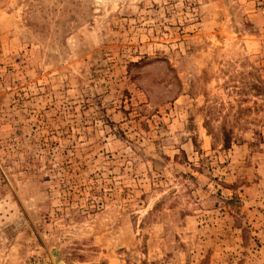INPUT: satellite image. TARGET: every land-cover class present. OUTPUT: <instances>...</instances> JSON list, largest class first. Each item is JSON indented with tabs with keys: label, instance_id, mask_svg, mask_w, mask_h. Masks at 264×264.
Segmentation results:
<instances>
[{
	"label": "rangeland",
	"instance_id": "1",
	"mask_svg": "<svg viewBox=\"0 0 264 264\" xmlns=\"http://www.w3.org/2000/svg\"><path fill=\"white\" fill-rule=\"evenodd\" d=\"M0 264H264V0H0Z\"/></svg>",
	"mask_w": 264,
	"mask_h": 264
},
{
	"label": "bare ground",
	"instance_id": "2",
	"mask_svg": "<svg viewBox=\"0 0 264 264\" xmlns=\"http://www.w3.org/2000/svg\"><path fill=\"white\" fill-rule=\"evenodd\" d=\"M54 254H55V252H54Z\"/></svg>",
	"mask_w": 264,
	"mask_h": 264
}]
</instances>
